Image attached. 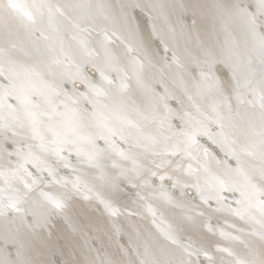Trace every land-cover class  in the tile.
Wrapping results in <instances>:
<instances>
[{
	"label": "water",
	"instance_id": "95a60500",
	"mask_svg": "<svg viewBox=\"0 0 264 264\" xmlns=\"http://www.w3.org/2000/svg\"><path fill=\"white\" fill-rule=\"evenodd\" d=\"M0 264H264V0H0Z\"/></svg>",
	"mask_w": 264,
	"mask_h": 264
}]
</instances>
